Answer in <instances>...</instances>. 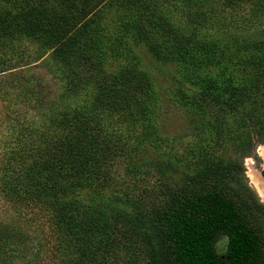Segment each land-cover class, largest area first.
Returning <instances> with one entry per match:
<instances>
[{
    "label": "trees",
    "instance_id": "1",
    "mask_svg": "<svg viewBox=\"0 0 264 264\" xmlns=\"http://www.w3.org/2000/svg\"><path fill=\"white\" fill-rule=\"evenodd\" d=\"M228 143H264V0H0V264H264Z\"/></svg>",
    "mask_w": 264,
    "mask_h": 264
},
{
    "label": "rangeland",
    "instance_id": "2",
    "mask_svg": "<svg viewBox=\"0 0 264 264\" xmlns=\"http://www.w3.org/2000/svg\"><path fill=\"white\" fill-rule=\"evenodd\" d=\"M21 5L23 6H30L32 4H35L37 2H44V0H17ZM14 45L16 47V50L19 51V54L15 51L16 55H20L19 57H22V55L20 54L21 51L23 50H30L29 52L33 51L36 49V46H33L32 43H28L26 41H24L23 39L20 41H15ZM21 62H25V58L23 60H20ZM35 64H31L29 65L27 68L28 70H32L34 69V71L37 72H43L46 73L42 68H37V67H33ZM165 122V128L169 133H172L173 135H181V134H186V128H187V123H189L188 117L185 114H180V113H176L173 112L172 114H170L169 117L166 118ZM191 137H188L186 139V141H190ZM235 144L237 143V141L235 140L234 142ZM236 145H232L231 143H228L223 149H222V157H224L225 159L227 158H233L237 161H242L243 160V169H244V173L245 176L244 178H242L243 182L248 185L252 191H254L255 193V199L262 203L264 205V202L261 200L260 196L258 195L254 183L251 181V168H250V164L253 165L254 169L256 170H260L262 169V166L264 165V160L262 158V152L264 150V143H260L257 145L256 150H255V154L257 156L256 159L252 158V157H248L245 159H242L241 157V153L235 148ZM152 181H154L152 179ZM255 217L257 218V224H259V227L262 229V231H264V216L261 214H255L254 212V219ZM227 248H228V239L225 236H222L221 238H219V240L217 241V243L215 244V250L218 254L220 255H224L227 252Z\"/></svg>",
    "mask_w": 264,
    "mask_h": 264
},
{
    "label": "bare ground",
    "instance_id": "3",
    "mask_svg": "<svg viewBox=\"0 0 264 264\" xmlns=\"http://www.w3.org/2000/svg\"><path fill=\"white\" fill-rule=\"evenodd\" d=\"M262 158L264 160V150L262 152ZM251 168V181L254 183L255 189L260 196L261 200L264 202V181L260 178L259 171L254 169L253 165L250 164ZM264 169V165L262 166Z\"/></svg>",
    "mask_w": 264,
    "mask_h": 264
},
{
    "label": "water",
    "instance_id": "4",
    "mask_svg": "<svg viewBox=\"0 0 264 264\" xmlns=\"http://www.w3.org/2000/svg\"><path fill=\"white\" fill-rule=\"evenodd\" d=\"M263 171H264L263 168L260 169V170H259V174H260V178L264 181Z\"/></svg>",
    "mask_w": 264,
    "mask_h": 264
},
{
    "label": "flooded vegetation",
    "instance_id": "5",
    "mask_svg": "<svg viewBox=\"0 0 264 264\" xmlns=\"http://www.w3.org/2000/svg\"><path fill=\"white\" fill-rule=\"evenodd\" d=\"M263 176H264V171H263Z\"/></svg>",
    "mask_w": 264,
    "mask_h": 264
}]
</instances>
